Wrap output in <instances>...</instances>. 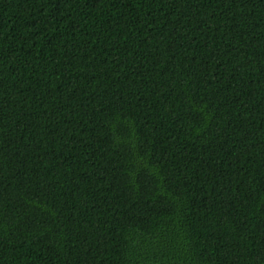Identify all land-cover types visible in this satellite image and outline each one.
Returning <instances> with one entry per match:
<instances>
[{"label":"trees","instance_id":"1","mask_svg":"<svg viewBox=\"0 0 264 264\" xmlns=\"http://www.w3.org/2000/svg\"><path fill=\"white\" fill-rule=\"evenodd\" d=\"M0 264H264V0H0Z\"/></svg>","mask_w":264,"mask_h":264}]
</instances>
